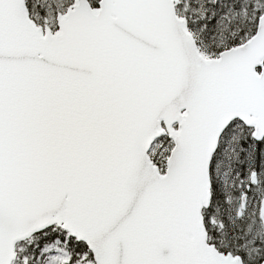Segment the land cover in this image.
Wrapping results in <instances>:
<instances>
[{
	"label": "snow or ice",
	"instance_id": "obj_1",
	"mask_svg": "<svg viewBox=\"0 0 264 264\" xmlns=\"http://www.w3.org/2000/svg\"><path fill=\"white\" fill-rule=\"evenodd\" d=\"M0 264H264V0H0Z\"/></svg>",
	"mask_w": 264,
	"mask_h": 264
}]
</instances>
